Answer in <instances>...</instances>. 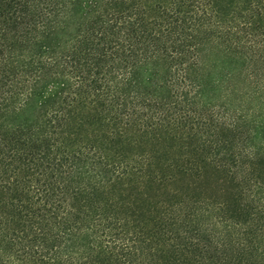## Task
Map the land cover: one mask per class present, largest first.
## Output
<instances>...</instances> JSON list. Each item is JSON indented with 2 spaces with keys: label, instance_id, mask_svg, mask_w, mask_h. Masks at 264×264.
<instances>
[{
  "label": "trees",
  "instance_id": "obj_1",
  "mask_svg": "<svg viewBox=\"0 0 264 264\" xmlns=\"http://www.w3.org/2000/svg\"><path fill=\"white\" fill-rule=\"evenodd\" d=\"M0 264H264V0H0Z\"/></svg>",
  "mask_w": 264,
  "mask_h": 264
}]
</instances>
